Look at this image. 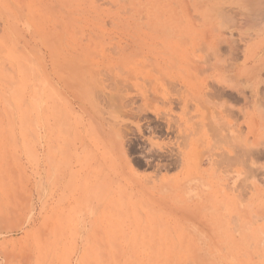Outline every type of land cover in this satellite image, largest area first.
Segmentation results:
<instances>
[{
    "label": "rangeland",
    "instance_id": "obj_1",
    "mask_svg": "<svg viewBox=\"0 0 264 264\" xmlns=\"http://www.w3.org/2000/svg\"><path fill=\"white\" fill-rule=\"evenodd\" d=\"M240 1L0 0V264H264Z\"/></svg>",
    "mask_w": 264,
    "mask_h": 264
},
{
    "label": "bare ground",
    "instance_id": "obj_2",
    "mask_svg": "<svg viewBox=\"0 0 264 264\" xmlns=\"http://www.w3.org/2000/svg\"><path fill=\"white\" fill-rule=\"evenodd\" d=\"M238 2V1H237ZM197 4V3H196ZM231 4V3H230ZM229 4V5H230ZM183 5V4H182ZM237 5L239 6V7H246V6H252V8L254 9V8H257V10L259 9V0H254V1H251V0H247V1H240L239 3H237ZM236 5V6H237ZM231 7V6H230ZM243 9V8H242ZM252 10V9H251ZM257 12V11H256ZM259 13V12H258ZM247 18H249V17H247ZM258 20L259 19H257V21H255V22H258ZM246 21H248V20H246ZM250 23H252V22H250ZM253 25H254V22H253ZM257 25V24H256ZM258 25H259V23H258ZM257 25V26H258ZM255 26V25H254ZM214 44V43H213ZM211 45V44H210ZM208 46H209V44H208ZM213 46V45H212ZM216 46V45H215ZM215 46H214V49H215ZM219 47V46H218ZM212 48V47H211ZM217 48V47H216ZM221 48V47H220ZM236 49V48H235ZM258 66V65H257ZM119 130V129H118ZM119 143V142H118ZM110 149V148H109ZM254 150V149H253ZM257 150V149H256ZM248 151V150H247ZM252 151V150H251ZM255 151V150H254ZM116 152V151H115ZM253 152V151H252ZM256 152V151H255ZM262 152V151H261ZM114 153V152H113ZM122 154V153H121ZM243 154H249V153H243ZM242 154V155H243ZM250 154H251V152H250ZM253 155H254V152L252 153ZM219 155V154H218ZM217 155V156H218ZM257 155V154H256ZM185 157H186V152L183 154V159H185ZM188 157V156H187ZM189 158V157H188ZM221 159V158H220ZM227 161H228V159H226ZM222 161H224V159H221V161L220 162H218V160H216V162H218V164L220 165L221 163H224V162H222ZM226 161V162H227ZM122 162H123V160H122ZM225 162V163H226ZM217 164V165H218ZM20 224V223H19ZM20 228V227H19ZM14 229V228H13ZM16 230V229H15ZM22 230V229H21ZM1 234V233H0ZM89 234V233H88ZM90 239V238H89ZM80 240V239H79ZM88 242V241H87ZM81 243V242H80ZM4 244V243H3ZM64 244V243H63ZM66 244V243H65ZM76 244V243H75ZM2 245V244H1ZM0 245V246H1ZM97 245H98V243H97ZM5 246V245H4ZM51 246V244L49 245V247ZM66 246V245H65ZM79 246V245H78ZM2 247V249H3V246H1ZM16 247V246H15ZM58 247V246H57ZM62 247V246H61ZM60 247V248H61ZM76 247V246H75ZM99 247V246H98ZM65 248V247H64ZM1 249V248H0ZM5 249H6V247H5ZM56 249V248H55ZM58 251V250H57ZM49 252V251H48ZM54 252V251H53ZM60 252V251H59ZM58 252V253H59ZM87 252V251H86ZM95 252V251H94ZM1 253V252H0ZM78 253V252H77ZM53 254V253H52ZM80 254V253H79ZM54 255V254H53ZM60 255V254H59ZM75 255V254H74ZM62 256H63V254H62ZM76 256V255H75ZM0 257H1V255H0ZM42 258H43V256H41ZM53 257V256H52ZM51 257V258H52ZM58 257V256H57ZM64 257H67V256H64ZM83 257V256H82ZM4 258V257H3ZM2 258V259H3ZM46 258H48V257H46ZM70 258V257H69ZM91 258V257H90ZM100 258H101V256H100ZM57 259H59V258H57ZM65 259V258H64ZM44 261H45V258L43 259ZM74 260V259H73ZM90 260V259H89ZM6 261V260H5ZM40 261V260H39ZM44 261H42L43 262V264H44ZM50 259H49V263H50ZM57 261V260H56ZM31 262V261H30ZM54 262V261H53ZM72 262V261H71ZM40 263V262H39ZM76 263V262H75ZM99 263H101V262H99Z\"/></svg>",
    "mask_w": 264,
    "mask_h": 264
}]
</instances>
